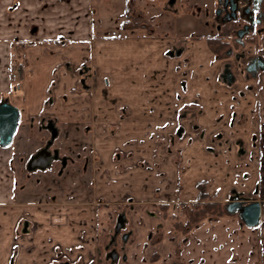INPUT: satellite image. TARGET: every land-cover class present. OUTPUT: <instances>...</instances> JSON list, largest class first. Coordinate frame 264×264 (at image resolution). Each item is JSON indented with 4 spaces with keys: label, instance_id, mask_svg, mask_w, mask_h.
<instances>
[{
    "label": "crops",
    "instance_id": "0c3cea01",
    "mask_svg": "<svg viewBox=\"0 0 264 264\" xmlns=\"http://www.w3.org/2000/svg\"><path fill=\"white\" fill-rule=\"evenodd\" d=\"M93 15V0H0V103L19 112L12 142L0 145V264L58 255L89 264L99 217L124 201L193 202L210 173L208 193L221 203L232 190L246 198L258 190L261 221L244 264H264V73L237 71L230 85L227 61L204 39L173 36L166 23L165 34L102 40ZM114 43L125 58L98 72ZM79 67L93 73L91 84ZM47 142L58 158L28 168Z\"/></svg>",
    "mask_w": 264,
    "mask_h": 264
},
{
    "label": "rangeland",
    "instance_id": "374dc122",
    "mask_svg": "<svg viewBox=\"0 0 264 264\" xmlns=\"http://www.w3.org/2000/svg\"><path fill=\"white\" fill-rule=\"evenodd\" d=\"M125 1L126 0H93L94 37L104 40L120 38L129 34L142 35L146 34L148 31L153 32L155 30V21L159 17L160 21H162V29L166 26L164 24L168 22L171 23L170 18L173 16L170 15V13H164L160 9H163V5L167 4V0H156L155 2L151 0H134L132 11L149 20L146 21V29L144 30H127L122 26V22L125 19V13L129 9V5ZM176 1L177 3L174 7L177 8L182 0ZM124 2L127 9L123 8ZM211 2L212 0H198L199 4L205 3L209 5ZM162 15H164V17H162ZM168 16H170V18ZM164 30L165 28L161 31L158 29L160 33L156 31V34H165L163 32ZM173 31V36L186 35L184 29L177 30L176 27ZM197 34H202V31H198ZM114 44L115 46L112 45V52H110V55L113 58L107 59L106 61L101 57V62L97 61L99 62L97 68L98 72L103 71L109 73L110 69L114 68L115 60L125 58L121 53L119 44ZM78 69L80 72H77V75L79 74L78 77L84 79L83 82L85 81L86 84H91L92 80H90V78L93 77V73H90V71L84 67H79ZM201 171L205 172L204 169ZM212 174L214 175V173ZM212 174H208L207 178L201 180L206 181L207 192L208 186L210 185L209 181H211L210 177L213 176ZM196 196H198V191ZM182 199L184 198H179L177 195L176 200L173 202L162 199V202H167L168 204H161V206H159L158 204L148 202L141 205H135L131 210L128 206H125L127 203L126 201H124L120 207L115 205L111 214L105 215L104 219H101V217L98 218L97 249H102V246L105 243L103 235L108 229L112 228L115 215L118 212H124L128 219L124 231L131 232L124 251L128 255V260L125 263L119 260L116 264H178L177 261L174 262L175 259L172 255L173 252H177V254L182 253L183 255L188 256L192 260L190 264H235L234 255L237 258L236 264H244L246 252H250L251 247H253V245L248 243V241H254L255 238L249 232L252 228L245 225L239 227L237 225L236 216H223V214H225L223 211V217L219 220H214L213 218L208 220L203 219L201 220L203 221V224L199 229H196L195 226H193V230L190 229V231L192 230L191 232L188 231L187 233H184L183 227L180 225H184L189 219L190 212L194 211V209H191V205L197 201V197L193 202L189 201L184 203L180 201ZM216 200L217 199L214 196L209 195V203L216 202ZM220 205L223 208V205L225 204L222 203ZM159 222L161 223V232L159 235L160 241L156 243L155 226L156 223ZM178 227H180V229H178ZM241 232H246L243 242L241 241L242 247L238 244V241L240 240L239 234ZM102 256L103 254L101 255V258L103 259ZM240 256H244L243 260L240 259ZM95 257L97 259V254H95ZM97 260L99 261V257ZM102 263L106 264L105 262Z\"/></svg>",
    "mask_w": 264,
    "mask_h": 264
},
{
    "label": "flooded vegetation",
    "instance_id": "af4514ba",
    "mask_svg": "<svg viewBox=\"0 0 264 264\" xmlns=\"http://www.w3.org/2000/svg\"><path fill=\"white\" fill-rule=\"evenodd\" d=\"M151 1L155 2L156 0ZM133 2L134 0H131L130 3L128 2L129 9L125 13L122 26L127 30H144L146 29V21L149 19H145L132 11L134 7ZM176 3V0H167V4L163 5V9L160 8L164 13H170V15L174 17L170 18V16H168L171 20V23L168 22L169 26L174 29L175 25L181 22H185L191 25V27L193 26L194 29L186 33L187 36H189L190 39H204L207 42L210 52L216 59L227 61V63L224 64L222 73L225 82L231 85L236 79L235 73L237 71L238 73L252 76H256L257 73H264V50L257 49L259 45L264 44V0H212L209 5L205 3L199 4L198 0H182L177 8L174 7ZM125 8L127 9V6ZM162 17H164V15H162ZM155 22L157 24L155 23V30L153 32L155 33L158 29L159 31L163 30L160 17ZM198 26L202 27V34H197ZM153 32L148 31L146 34ZM163 32L166 33L165 31ZM57 152L58 151H55V149H50V143H45L43 147L30 157L27 165L28 168L32 169L34 167L48 166L53 159L58 158ZM44 160L46 164L42 166ZM63 162L65 163V160H63ZM252 194L251 197L246 198L242 193L232 190L229 199L224 202L225 205H223L222 209L225 214L226 212L237 213L241 220L240 223L245 225L238 208L235 207L233 209L232 205L237 202L240 207H245L252 202H257L260 206V217L258 224L254 227H250L254 229L261 221L262 200L256 199L258 190L253 191ZM216 202L222 204L219 201ZM161 204L168 203L162 202ZM161 204L158 205L161 206ZM129 208L131 210L133 207ZM228 209L232 210L229 211ZM225 214H223V216ZM223 216L217 217L211 215L205 218V220L212 218L218 220ZM127 222L128 219L124 212H118L115 215L112 228L108 229L103 235L105 243L102 249L96 250L97 259L99 257V261L95 258L94 261H91L89 264H103L102 262L106 264H116L119 260L123 263L128 260V255L124 252L125 245L131 235L130 231H124ZM201 222L202 221L199 223ZM199 223L196 224L195 228L200 225ZM155 227L157 243L160 241L161 223H156ZM27 231L28 222L24 223L22 227V232ZM102 254L103 259L101 258ZM172 255L175 259L174 262L177 261L178 264H190L192 261L188 256L182 253L177 254V252H173ZM63 257L64 256L58 255L57 259L50 264H80L78 259L70 261Z\"/></svg>",
    "mask_w": 264,
    "mask_h": 264
},
{
    "label": "water",
    "instance_id": "95a60500",
    "mask_svg": "<svg viewBox=\"0 0 264 264\" xmlns=\"http://www.w3.org/2000/svg\"><path fill=\"white\" fill-rule=\"evenodd\" d=\"M19 121V112L16 107L9 104L7 101L0 103V145L8 146L12 142L13 136L16 133ZM46 161H43L42 166H45ZM238 208L242 221L248 227H254L259 222L260 206L257 202H252L245 207H240L236 202L232 208ZM229 211L232 209H228Z\"/></svg>",
    "mask_w": 264,
    "mask_h": 264
},
{
    "label": "trees",
    "instance_id": "16d2710c",
    "mask_svg": "<svg viewBox=\"0 0 264 264\" xmlns=\"http://www.w3.org/2000/svg\"><path fill=\"white\" fill-rule=\"evenodd\" d=\"M196 188L198 191L197 201L193 203L192 208L193 212H190L189 219L183 227V232L187 233L193 226H196L201 220L205 219L209 215H214L217 217L222 216L223 209L218 202L209 203V194L207 192V183L206 181H199L196 183ZM205 204V205H202ZM181 227V228H182ZM180 229V227H178Z\"/></svg>",
    "mask_w": 264,
    "mask_h": 264
}]
</instances>
